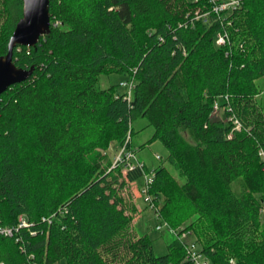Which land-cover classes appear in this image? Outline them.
Masks as SVG:
<instances>
[{
  "label": "trees",
  "instance_id": "trees-1",
  "mask_svg": "<svg viewBox=\"0 0 264 264\" xmlns=\"http://www.w3.org/2000/svg\"><path fill=\"white\" fill-rule=\"evenodd\" d=\"M210 5L48 0L49 28L35 46L13 49V64L31 75L0 94V226L28 223L0 237V262L194 264L178 240L188 232L208 264H264V0L219 15ZM21 7L0 0V56ZM111 74L133 79L129 100L117 85L99 88ZM136 118L177 172L151 170L158 219L179 229L159 256L133 232L135 208L120 196L141 171L122 175L101 152L120 146Z\"/></svg>",
  "mask_w": 264,
  "mask_h": 264
},
{
  "label": "rangeland",
  "instance_id": "rangeland-1",
  "mask_svg": "<svg viewBox=\"0 0 264 264\" xmlns=\"http://www.w3.org/2000/svg\"><path fill=\"white\" fill-rule=\"evenodd\" d=\"M126 80V76L119 74L101 75L99 77L98 86L103 89L110 85H117V90L119 92H124L125 89L119 86V83ZM257 84L259 85L260 93L257 95L256 100L264 111V78L259 79ZM215 115L220 117L222 115L221 109L216 112ZM131 128L133 132L131 134L130 146L134 150L137 159L144 163L146 171L150 172L154 168L163 165L174 177H177V172L168 166L165 161L167 150L163 144L157 140L149 141L153 134V128L147 124V121L144 118H136L131 122ZM118 150L119 145L116 142L110 143L105 151L102 150V154L105 153L106 155L105 162L112 163ZM155 156H158L159 159H156ZM129 184L130 183L126 184L120 191V196L123 198L126 207L135 208V213L132 214L131 228L136 236L146 235L149 238L152 244L153 253L156 256L163 255L166 253L167 245L175 238V236H178L179 229L174 230L168 225V227L163 225L164 222H160L161 219H158L155 215L157 214L156 209H150L143 201V196L140 194L142 178L135 180L134 184ZM160 223L162 227L159 230L155 229V226ZM183 233L185 235L182 242H191L193 236L188 232ZM53 264H65V261L62 259Z\"/></svg>",
  "mask_w": 264,
  "mask_h": 264
},
{
  "label": "built area",
  "instance_id": "built-area-1",
  "mask_svg": "<svg viewBox=\"0 0 264 264\" xmlns=\"http://www.w3.org/2000/svg\"><path fill=\"white\" fill-rule=\"evenodd\" d=\"M211 2L209 11L214 15H219L220 13H223L225 11H231L234 10L239 5V0H209ZM199 11H196V18L203 19V22L208 21V12L204 13H198ZM59 22L55 21L53 23L54 26L58 25ZM227 37L225 34L216 33L215 35V44L222 45L226 41ZM119 86L125 89V99L129 100L131 92L134 88V81L133 79H129L126 81H122L119 83ZM223 101L226 100V97H220ZM221 100L215 99L212 105V113L216 114L221 107L219 105ZM234 128L237 130L239 129V124L236 120H233ZM131 141V135L128 132L123 140V143L119 146V150L117 154L115 155L110 168L118 167L121 170L122 175L126 174L127 172L133 171V170H140L141 171V177L142 178V184H140V194L143 196V201L147 204V206L157 211L156 206H154L153 201L151 200V196L148 194V189L153 181V174L152 172H147L145 170V166L143 162L139 161L135 155L134 150L130 146ZM259 157L264 162V151L259 150L258 152ZM156 159H159L158 156H155ZM156 217L158 216V211L156 212ZM41 221H46L45 218H41ZM163 225L167 226L166 223ZM28 223L23 217H19L17 220V224L14 226H0V237H13L18 229L20 228H27ZM162 227L161 223L159 225H156L155 229L159 230ZM168 227V226H167ZM184 233L180 234L178 237V240L182 241L184 237ZM186 249V257L188 260L193 262L194 264H208V259L205 258V256L196 248V246L193 243H186L185 244ZM0 264H4L0 262Z\"/></svg>",
  "mask_w": 264,
  "mask_h": 264
},
{
  "label": "water",
  "instance_id": "water-1",
  "mask_svg": "<svg viewBox=\"0 0 264 264\" xmlns=\"http://www.w3.org/2000/svg\"><path fill=\"white\" fill-rule=\"evenodd\" d=\"M21 17L9 36L6 53L0 56V94L25 81L32 69L17 68L12 61L16 46L33 47L49 28L48 0H21Z\"/></svg>",
  "mask_w": 264,
  "mask_h": 264
},
{
  "label": "crops",
  "instance_id": "crops-1",
  "mask_svg": "<svg viewBox=\"0 0 264 264\" xmlns=\"http://www.w3.org/2000/svg\"><path fill=\"white\" fill-rule=\"evenodd\" d=\"M144 164V163H143ZM145 166V165H144ZM134 184V182L130 183L129 185ZM138 211V210H137Z\"/></svg>",
  "mask_w": 264,
  "mask_h": 264
}]
</instances>
